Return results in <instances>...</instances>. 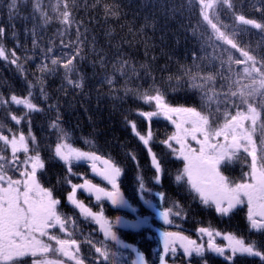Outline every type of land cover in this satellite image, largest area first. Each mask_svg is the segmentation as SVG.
Here are the masks:
<instances>
[{"label": "trees", "instance_id": "obj_1", "mask_svg": "<svg viewBox=\"0 0 264 264\" xmlns=\"http://www.w3.org/2000/svg\"><path fill=\"white\" fill-rule=\"evenodd\" d=\"M9 3L10 0H0V26L7 29L3 45L9 53L15 48L18 63L24 67L21 72L7 60L0 58V100L9 101L0 103V131L5 135H10L9 130L16 134L23 131L27 135L29 127L31 128L46 163L41 176L42 182L45 187L52 188L56 197L61 200L60 210L64 211L70 206L66 195L71 189L69 185L58 182L67 175L68 167L53 156L58 135L66 136L65 140L59 142L70 144L81 151H95L122 166L124 171L121 188L131 203L140 201L136 181L138 174L143 175L146 187L151 189L145 193V198L151 199L157 208L162 210L170 207L174 201L179 202L184 209L182 216L174 218L171 226L160 220V231H181L190 238H195L198 243L205 244L208 238L206 235L203 238L197 230L208 227L220 234L229 233L246 242H256L264 250V230L258 232L250 228L246 204L238 206L231 214L222 216L214 208L205 206L198 198H194V194L183 182L175 181L178 171L183 168V161L177 159L162 143L176 131L170 121L155 117L150 122L153 132L151 148L166 170L159 185L152 180L154 171L150 166L149 153L129 125V122L134 121L141 134L148 130L149 122L138 113L155 110L154 102L146 104L136 93L149 89L153 82L166 92V102L172 106L196 107L207 114L201 90L192 87L193 82L185 74V69L201 78H214L206 85L210 96L213 92H235L248 84L249 80L242 74L243 65H238L236 61L243 59L241 51H247L257 60L264 58V28L243 25L237 17L243 15L247 20L264 25V0H229L232 7L221 0H212L213 8L207 9L209 18L237 45L236 49L215 39L210 25L202 19L199 0H40L42 12L49 20L47 24L40 18V12L34 11L36 0H18V7L11 15ZM65 5L71 14L67 30L59 15L65 10ZM33 30L38 42L36 49L32 46ZM61 40L65 44H72V47L63 48ZM49 46L54 49L53 55L45 59L41 49L46 50ZM77 47L80 49V55L74 60L77 72L71 78L76 80L83 75V89L71 87L63 80L62 67L53 74L38 71L37 66L42 62L51 68V58H69ZM193 54L201 58L195 64ZM101 57L104 58L103 64L99 63ZM11 58L9 55V60ZM106 77L114 81L111 87L105 82ZM25 79L35 85L32 89V102L43 109L31 114L30 126L26 120L17 125L10 119L11 115L20 117L26 111L22 106L10 102L13 94L20 98L27 97ZM38 79L42 80L43 93L37 83ZM194 83L203 84L204 81L198 79ZM126 89L131 91L126 92ZM212 104H215V100ZM50 105L54 107H49ZM230 111L235 114L234 109ZM260 111L261 121H264V110ZM57 113L62 129L59 133L50 127ZM219 122L223 123L222 116ZM253 138L259 147V129L253 134ZM29 143L31 147V141ZM3 151V143L0 142V152ZM129 153L135 155L136 162L129 157ZM5 154L10 157V149ZM21 157L23 158V154ZM249 162L250 157H247L246 162V154L241 152L237 158L222 165L221 171L232 181L241 182L247 179ZM72 168L80 177H73V183L87 178L107 185V182L93 178L84 163L73 161ZM9 175L15 178V173L9 172ZM158 192H163L165 197L161 199L155 195ZM78 198L87 204L89 200L88 205L99 210L100 205L94 203L91 197L88 198L79 191ZM137 204L144 208L141 202ZM102 206L110 219L119 213V210L115 212L106 202H102ZM148 213L155 214L150 208ZM77 220L79 223L86 222L81 217ZM89 223L85 231H82L83 238L80 240L83 239L86 246L85 236L91 233L93 239V229L97 230ZM117 232L127 240L124 229L117 228ZM151 236L141 238L140 234L135 235L132 241H136L146 251L149 264H156L157 259L152 254V249L159 242ZM214 238L218 239L220 236ZM162 247L160 241V255ZM84 256L92 264L94 259L90 254L84 253ZM206 258L209 264H264L259 258L240 254L232 262L207 252ZM166 260L171 264H189L181 251L175 257L169 254ZM19 264H22V260ZM191 264H201V261L194 257Z\"/></svg>", "mask_w": 264, "mask_h": 264}, {"label": "snow or ice", "instance_id": "obj_2", "mask_svg": "<svg viewBox=\"0 0 264 264\" xmlns=\"http://www.w3.org/2000/svg\"><path fill=\"white\" fill-rule=\"evenodd\" d=\"M221 2L232 7L229 0H221ZM199 4L202 19L210 25L213 33H215V39L236 49L237 45L224 32L220 31L217 24L209 18L207 9L213 8L212 0H199ZM8 7L11 15L18 7V0H10ZM64 7L65 10L59 15L62 16L61 23L66 26L67 30V27L70 26L71 14L67 5ZM34 11L40 12V18L45 24L49 22L47 15L42 12L40 0H36ZM237 20L243 25H252L257 29L264 28V25L253 20H247L243 15L238 16ZM6 33L7 29L0 26V58L7 60L23 72L24 66L18 63L19 57L16 56L15 48L9 53L3 45ZM77 33L79 38L78 29ZM32 36V46L33 49H36L38 42L34 30ZM61 46L70 48L72 44H65L61 40ZM41 51L44 53V58L48 59L53 55L54 49L49 46L46 50L41 49ZM9 55L12 57L10 60ZM79 55L80 49L77 47L75 53L71 54L69 58L63 56L51 58L50 63L53 66L51 68L42 62L37 66L38 71L42 74H53L62 67L64 69L63 80L71 87L83 89V75L76 80L71 78L77 72L74 60ZM193 55L195 64V61L201 58ZM241 56L243 59L237 60L236 63L243 65V77L250 83L243 85L235 92H213L210 96L206 85L214 78L212 76L201 78L193 75L189 69L184 70L193 82L192 87L201 90L202 102L207 106V114H203L196 107L172 106L166 102V92L158 88L153 82L149 89L136 93L144 103L151 105L154 102L155 110L138 113L149 122L148 130L141 134L134 121L129 122V125L133 134L149 153L150 166L154 171L152 180L159 185L162 183L166 170L161 159L151 148L153 132L150 122L155 117H163L170 121L175 126L176 132L162 143L177 159L183 161V168L178 171L174 178L175 181L177 183L183 182L194 194V198H198L203 205L214 208L215 212L222 216H227L238 206L246 204L250 228L259 232L264 230V121H261L260 111L264 110V58L257 60L247 51H241ZM26 59L32 58L26 57ZM62 60L63 63H61ZM99 63H104L103 57ZM198 79H202L204 83H194ZM25 82L28 88L27 97L20 98L13 94L10 97V102L16 106H22L26 111L20 117L11 115L10 119L17 125L26 120L30 126L31 114L41 112L43 109L32 102V89L35 85L26 79ZM105 82L110 87L114 83L111 78L107 77ZM37 83L40 84L41 93H43L42 80L38 79ZM227 86L231 87V85ZM125 91L131 90L126 89ZM150 92H154V94H149ZM44 98L47 99L46 96ZM213 100H215L214 105L212 104ZM8 102L0 100V103ZM49 107L54 106L50 105ZM230 109H234L235 114H232ZM242 109H246V111ZM221 116L223 123L219 122ZM50 127L56 129L58 133L62 131L59 113H57L55 121L50 123ZM257 129L261 134L259 147L253 138ZM9 132L10 135H5L3 131H0V142L4 146V151L0 152V264H19V260L25 257H31L32 264H64L61 259L46 258L51 253H58L74 261L75 264H85L86 258H81L79 255L80 243L76 239L60 238L53 232L57 228L61 232H67L69 223L72 222L60 212L61 200L56 197L54 190L45 187L42 182L41 176L46 168V163L41 156L40 146L32 134L31 128L29 127L27 135L23 131L18 134L11 133V130ZM189 138L199 147H192ZM65 139L66 136L58 135V142H56L53 152L54 158H58L59 161L68 166L67 175L58 182L70 186L71 190L66 195L67 202L74 210H78L79 217L98 225L99 232L104 237V241L94 242L91 239V233H89L84 238V242L94 250L96 258L92 264H117L115 259L117 254L110 251L108 242H114L116 246L123 249L132 248L136 257L133 264H147L144 254L125 243L117 232V228L133 230L151 228L150 218L138 215V209L130 203L122 191L121 180L124 169L110 158L106 159L97 155L95 151H81L70 144L59 142ZM174 144L178 147H175ZM8 149H10V157L5 154ZM241 152L246 154V162L247 157H250V171L246 174L247 179L235 182L221 171V166L237 158ZM21 154H23V158ZM129 157L136 162L133 153H129ZM81 160L90 162L91 173L107 182L110 187L93 183L87 178H83L82 183H73V177L80 178L78 174L73 172V161ZM98 165L102 166L98 167ZM9 172L15 173V178L13 175H9ZM136 181L138 198L164 224L171 226L174 218L182 216L184 209L179 202L174 201L170 207L161 210L156 207L151 199L145 198V193L150 192L151 189L146 187L142 174L137 175ZM80 190H83L88 196L94 197L97 205H100L98 211H94L93 207L86 205L83 200L77 198V193ZM155 195L161 199L165 197L163 192H158ZM105 201L110 202V205L116 210H128L136 218L129 220L118 215L110 219L102 206V202ZM197 231L201 236H207L206 246L204 243H198L197 240L191 239L181 231L159 232L163 246L162 254L159 256L160 264H167L166 257L169 254L175 257L178 249H182V255L189 261V264L194 257L199 258L201 264H209L206 252L223 257L229 262H232L238 254L250 258H259L264 262V250H261L256 242H246L243 238L227 234L224 237L228 242L225 248L214 243V237L219 236V232H214L208 227H200ZM52 242L55 243V247ZM226 252H230V254L226 255Z\"/></svg>", "mask_w": 264, "mask_h": 264}, {"label": "flooded vegetation", "instance_id": "obj_3", "mask_svg": "<svg viewBox=\"0 0 264 264\" xmlns=\"http://www.w3.org/2000/svg\"><path fill=\"white\" fill-rule=\"evenodd\" d=\"M79 163H84L88 166V168L90 169V174H91V167H90V162L88 161H82V162H79ZM92 175V174H91ZM93 178L95 179H100V178H97V177H94L92 176ZM79 183H82V182H79ZM93 183H96V184H99L101 186H104V187H110L108 185H103L99 182H95L93 181ZM80 192H82L85 196H87L88 198H90V196H88L87 194H85L83 192V190H80ZM78 194H79V191L77 193V198H78ZM139 195V194H138ZM93 202L94 203H97L95 200H94V197H91ZM80 199V198H78ZM82 200V199H81ZM84 201V200H83ZM88 204L89 203V200H87ZM106 203H108L110 205V202H107L105 201ZM141 202L142 206H144V208H141L137 203ZM136 201L131 203L134 207H136L138 209V215H141V216H148L150 218V223H151V231H147L145 232L144 229H149L147 227L145 228H141V229H136V230H133V229H126V228H122L126 231V236H127V240H123L125 241V243H128L129 245L133 246L134 248L138 249L140 252H142L146 258V261H147V264H149L148 262V259H147V253L144 249H141L137 243H135L133 240V238L135 237V235H141V238H144V236H148V235H152L151 237H154V238H157L158 242H159V245L157 247H154L152 250V254L155 255L157 261H156V264H160V261H159V256H160V241L162 242V240L160 239V236H159V232H160V220L155 216V214H149L148 211H149V208L143 204V202L140 200V201ZM86 205H88L87 203H85ZM89 206V205H88ZM113 208V207H112ZM114 209V208H113ZM60 210V209H59ZM94 210V209H93ZM94 211H98V210H94ZM114 211L116 212V209H114ZM121 211V212H120ZM61 213H63L72 223H69V226H68V229H67V232H61L58 228L53 230L54 234H56L57 236H59L60 238H63V239H76L79 243H80V248H79V255L81 258H85L84 256V253H88L90 254V257H92L93 259H95V255H94V250L93 248H91L90 246H86L84 245L83 243V239L82 241L81 238H83V235L81 233H83L82 231H85V228L88 227L87 226V223L89 222H84V223H79L77 218H79L78 216V210H74V208L72 206H68L66 208V210L64 209L63 210H60ZM123 216L125 217L126 219H129V220H133L135 219V215L131 212H129L128 210L126 209H121L119 210V213L116 215V216ZM91 224L92 226L96 227V229H93V232H95V236L93 237V241H101L102 238L104 237H101V234L99 232V228H98V225H94L93 223H89ZM159 224V225H158ZM68 233H71V235H68ZM153 238V239H154ZM191 239H195V238H191ZM220 238H214V241L217 243V245L221 242V239L219 240ZM196 240V239H195ZM207 241V240H206ZM219 243H218V242ZM53 243V246L55 247V243ZM83 244V245H82ZM113 244V243H112ZM207 242H205V246H206ZM114 245V244H113ZM99 246V245H97ZM116 248H118L121 253L123 254V258H122V262L123 264H133V261L135 260V252L132 250V248H129V249H123L119 246H116L114 245ZM87 248V249H85ZM181 251L182 253V249H178L177 252ZM227 254H230L229 252H226V255ZM46 258L48 259H61L64 261V264H75L74 261L72 260H69L68 258H65L61 255H59L58 253H51L49 254ZM20 260H22V264H32V258L31 257H25V258H21ZM19 260V261H20ZM184 260H186V258L184 257ZM85 264H89V260L86 258L85 259Z\"/></svg>", "mask_w": 264, "mask_h": 264}, {"label": "rangeland", "instance_id": "obj_4", "mask_svg": "<svg viewBox=\"0 0 264 264\" xmlns=\"http://www.w3.org/2000/svg\"><path fill=\"white\" fill-rule=\"evenodd\" d=\"M249 83H250V81H249ZM176 132V131H175ZM202 138V137H201ZM174 143V142H173ZM189 143L191 144V146L192 147H194V148H198L199 146L194 142V141H191V139L189 138ZM175 145V144H174ZM175 147H178L177 145H175ZM162 231V230H161ZM160 231V232H161ZM227 234H229V233H224V234H220L219 236H220V239H221V242L219 243L218 241V246H221V247H227V240L224 238ZM207 237V236H206ZM217 237V236H216ZM203 238H205V236L203 237ZM219 239V240H220ZM101 241H104V238H102L101 239ZM114 244V242H108V247H109V249H110V251H112V252H115L117 255H116V257H115V259H116V261H117V264H123V262H122V258H123V254L121 253V251L118 249V248H116L113 244ZM230 253V252H229ZM167 261V260H166ZM167 264H171V263H169L168 261H167Z\"/></svg>", "mask_w": 264, "mask_h": 264}, {"label": "water", "instance_id": "obj_5", "mask_svg": "<svg viewBox=\"0 0 264 264\" xmlns=\"http://www.w3.org/2000/svg\"><path fill=\"white\" fill-rule=\"evenodd\" d=\"M97 155H100L102 158H108V157H106V156H103V155H101V154H98L97 153ZM82 161H84V160H81V161H78V162H82ZM100 166H102V165H98V167H100ZM92 174V173H91ZM93 175V174H92ZM94 176V175H93ZM214 243H216L215 241H214ZM217 244V243H216ZM216 255V254H215Z\"/></svg>", "mask_w": 264, "mask_h": 264}]
</instances>
